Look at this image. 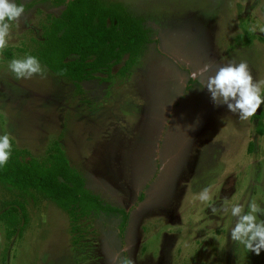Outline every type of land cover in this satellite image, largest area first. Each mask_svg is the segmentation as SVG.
<instances>
[{
    "label": "rangeland",
    "instance_id": "rangeland-1",
    "mask_svg": "<svg viewBox=\"0 0 264 264\" xmlns=\"http://www.w3.org/2000/svg\"><path fill=\"white\" fill-rule=\"evenodd\" d=\"M112 1L144 17L152 42L128 74L121 62L110 80L75 83L45 66L30 79L8 70L64 9L16 0L26 12L11 26L12 57L0 55V135L39 158L59 140L87 188L129 213L125 232L120 214L92 212L74 224L33 191L23 231L21 213L12 239L0 222V264H264V251L230 238L232 204L264 207V105L242 121L214 105L203 77L191 78L205 64L244 61L264 80V0ZM13 199L23 197L0 183V213Z\"/></svg>",
    "mask_w": 264,
    "mask_h": 264
},
{
    "label": "trees",
    "instance_id": "trees-1",
    "mask_svg": "<svg viewBox=\"0 0 264 264\" xmlns=\"http://www.w3.org/2000/svg\"><path fill=\"white\" fill-rule=\"evenodd\" d=\"M51 1L54 6H64L63 11L58 16L47 17L42 26V38L33 39L34 47L23 51L36 56L52 73L72 82L92 80L98 74H104L105 80H110L113 67L121 62L124 64L118 72L124 76L152 42L151 30L144 17L132 14L122 2ZM5 53L8 57L13 55L10 49ZM61 70L63 75H59ZM0 183L18 191L23 197L5 202L4 205L10 207L0 213V222L4 221L8 226V239L14 237V224L19 213L23 220L22 231L28 223L24 196L33 195V191L68 213L74 224L92 212H105L121 215L122 235L127 227L129 213L105 204L87 188L84 176L71 166L59 140L50 143L42 158L28 149L12 146L10 160L0 168Z\"/></svg>",
    "mask_w": 264,
    "mask_h": 264
},
{
    "label": "clouds",
    "instance_id": "clouds-1",
    "mask_svg": "<svg viewBox=\"0 0 264 264\" xmlns=\"http://www.w3.org/2000/svg\"><path fill=\"white\" fill-rule=\"evenodd\" d=\"M23 3L16 0H0V55L7 49L11 37L13 22H19L25 15ZM255 31V28H250ZM8 70L17 79H30L34 75L44 76L47 69L40 60L33 55L22 58H13L8 63ZM61 70L59 75H63ZM201 89L206 88L211 100L217 107L226 106L227 110L246 121L253 117L258 109L264 105V80H254L247 62H229L224 65L205 64L191 78H202ZM12 136L10 133L0 135V168L7 165L12 155ZM198 198L201 202L212 200L210 188H204ZM229 209L226 207L225 211ZM230 214L235 218L234 226L230 231V238L242 244L248 251L257 256L264 251V207L252 200L247 207L236 203L230 207ZM130 264V261H125Z\"/></svg>",
    "mask_w": 264,
    "mask_h": 264
},
{
    "label": "water",
    "instance_id": "water-1",
    "mask_svg": "<svg viewBox=\"0 0 264 264\" xmlns=\"http://www.w3.org/2000/svg\"><path fill=\"white\" fill-rule=\"evenodd\" d=\"M257 113H259V112L257 111Z\"/></svg>",
    "mask_w": 264,
    "mask_h": 264
}]
</instances>
